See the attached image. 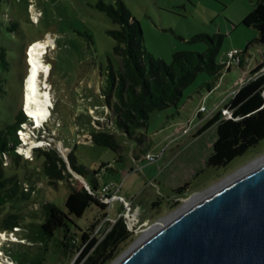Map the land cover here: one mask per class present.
Wrapping results in <instances>:
<instances>
[{
    "label": "rangeland",
    "instance_id": "obj_1",
    "mask_svg": "<svg viewBox=\"0 0 264 264\" xmlns=\"http://www.w3.org/2000/svg\"><path fill=\"white\" fill-rule=\"evenodd\" d=\"M100 1L116 5L119 0H3L4 16L7 19H1L4 22L0 25L2 28L0 46L7 50L11 68L9 71L5 70L0 63V129L14 122L20 108L24 113L25 87L31 69L27 56L29 45L36 40H45L51 35L56 47L51 49L49 46L48 52L42 57V60L51 66L41 75V88L50 93L51 97L50 115L44 123L47 124L46 131L41 130L42 126L35 127L37 123L35 125L33 123V131L25 129L24 142L18 147L20 160L13 162L10 157L4 159L6 174L19 175L22 188L28 193V197L24 200H13L0 207V264H17L10 257L15 251L25 252L30 257L44 253L41 264L74 263L75 258L72 255L69 257L61 254L51 255L55 248L54 244L51 241L47 243L41 241L38 235V225L46 211L45 203H55L64 208L65 198L70 192L68 185L70 181L48 185L47 177L40 170L41 160L34 156L39 148H57L62 158L67 160L77 142L78 146L74 151L79 163L94 170L104 162L117 170L114 173L107 172L101 177L103 182H114L118 188L121 186L109 208L103 211L91 207L82 219L77 220L78 225L87 232H90L93 224H96V229L105 228L120 215L126 217L129 222L136 223L129 238L119 245L116 260L147 234L185 209L188 202L195 200V195H206L245 169L264 161L263 140L226 167L205 168L203 160L209 156L215 141L214 127L202 137L198 136L199 142L188 150L186 148L192 145L191 142L182 145L180 159L172 169L176 173L170 171L163 176L169 181L167 176L171 173V176H174L171 180L181 186L189 182V188L182 194L163 193L158 188L159 185L155 184V181L159 180L160 167L164 165L163 155L152 163L140 162L137 165L139 172H130L133 154L139 153L143 145H150L153 147L152 151L160 155L165 149L177 144L175 139L172 140L176 127L187 122V117L201 102L197 91L201 90L206 82L215 80L206 71L199 72L195 81L183 89L177 107L170 106L164 111L156 110L149 116L148 127L144 131L146 136L144 144L119 136L121 150L118 153L105 146L91 144V136L85 129L80 130L78 136L72 129L67 130L66 127L70 125L69 114L79 112L77 104L79 100L89 107L90 117L96 122L95 130L114 133L110 129L106 113H102L101 108L92 110L90 105L102 104L99 90L109 63L115 68L119 66V56L113 49L116 42L107 33L108 29L118 28V25L112 22L106 12L97 7ZM122 2L142 27L144 47L157 59L163 58L167 64L171 62L175 51L205 52L209 46L208 41L196 39L202 34L224 36L216 55V64L228 61V52L234 49L245 53L243 66L235 59L231 61L233 69L230 73L226 68L223 69L221 81L226 84L225 89L229 88L232 91L240 87L250 76L256 62L261 59L264 44L255 41L259 33L254 27L243 23V19L255 4L252 0H122ZM35 18L37 21H34ZM14 23L18 26L9 31L8 27L11 28ZM84 34L90 35L91 38ZM226 96L230 99L232 95ZM218 98L217 94H213L205 99L204 104L206 107H212ZM52 119L58 124L61 121L62 127L58 129L62 134L53 127L55 125L52 124ZM204 120L200 119L199 125H202ZM63 122L66 125L64 127ZM34 130L37 135L34 134ZM189 138L191 141L194 140ZM183 140H186V137ZM27 149H30V154L27 153ZM121 155L125 157L119 161ZM194 166L199 169L198 173L194 172ZM76 180L83 183L82 179ZM144 187L147 189H143ZM153 202L157 204L154 205ZM9 214H17L20 222V225L13 227L12 230L3 227V220ZM37 257L42 258L41 255Z\"/></svg>",
    "mask_w": 264,
    "mask_h": 264
},
{
    "label": "trees",
    "instance_id": "obj_2",
    "mask_svg": "<svg viewBox=\"0 0 264 264\" xmlns=\"http://www.w3.org/2000/svg\"><path fill=\"white\" fill-rule=\"evenodd\" d=\"M253 9L243 19L247 26L254 27L258 31L256 42L264 44V0H252ZM97 7L106 12L112 22L118 28L107 30L110 37L115 40L114 52L119 56V66L115 68L112 63L103 74L99 96L102 104H90L92 110L101 108L106 113L107 120L114 133L110 131L95 130V120L90 117V109L77 100L79 112L69 114L70 125L67 130H73L77 136L80 130H87L91 136V144L105 146L119 153L121 145L118 137L145 143V129L148 127L149 116L156 110H166L170 106H176L182 97V91L195 81L196 75L206 71L214 77V81L205 83L197 95L204 99L218 89L217 83L221 79L226 63L216 64V55L219 53L224 36L218 34L208 36L199 35L196 39L208 41L205 52L175 51L171 62L167 64L163 58L157 59L144 47L142 27L133 17L130 10L122 0L116 5L100 1ZM5 11L3 0H0V25L3 24ZM17 23L9 28L13 31ZM2 28L0 27V33ZM91 38L90 35L84 34ZM250 46V43L248 44ZM1 47L0 63L3 69L11 68V62L7 50ZM228 58V57H227ZM240 66L244 65L245 53L235 56ZM230 61V60H228ZM1 82V79H0ZM83 106V107H82ZM82 107V108H81ZM227 108L232 112L231 116H224L222 109ZM218 109L212 118H209L198 129L196 135L201 134L211 125L216 126V139L211 146V152L204 162L205 168H223L231 161L244 155L251 147H255L264 140V49L261 59L256 62L250 76L244 81L231 100ZM182 115L180 112H177ZM64 123V122H63ZM52 124L56 131L62 127L61 121ZM32 120L27 117L20 108L17 111L14 122L0 129V207L13 200H24L28 193L24 192L18 174L7 175L5 172L6 157L13 162L21 158L18 147L22 141L18 135L20 129L33 131ZM47 124L42 125V131H46ZM66 126L65 123L63 127ZM40 133V132H39ZM34 134H36L34 130ZM62 134V133H61ZM40 139V138H38ZM78 143L75 142L74 148ZM72 148L67 160L62 158L57 148L37 149L34 156L41 160L42 173L48 179V185L57 182H69L70 192L65 198L64 208L55 203H45V214L38 225V235L45 243L51 241L54 249L50 253L64 257L73 256V264H109L118 256L119 245L131 235V228L124 216H119L110 222L105 228L96 229L93 224L90 232L83 230L77 220L82 219L89 208H98L106 211L107 203L100 200L102 185L113 183L110 187L108 198L120 187L114 182H103L101 177L107 173H114L115 168L102 162L98 169H90L89 166L77 161L76 152ZM153 147L146 144L140 148L139 153L133 154L132 163L139 165L146 162L147 154H151ZM122 156V157H121ZM122 161L124 155H121ZM82 179L80 183L76 178ZM75 181V183H71ZM190 183H184L180 188L174 189L176 194H182L189 188ZM156 205V202H153ZM20 225L17 214H9L3 220V227L12 230ZM93 231V232H91ZM45 250V249H44ZM46 251V250H45ZM44 253L30 257L27 253L14 252L10 255L17 264H41ZM42 256L38 258L37 256ZM75 256V257H74Z\"/></svg>",
    "mask_w": 264,
    "mask_h": 264
},
{
    "label": "water",
    "instance_id": "obj_3",
    "mask_svg": "<svg viewBox=\"0 0 264 264\" xmlns=\"http://www.w3.org/2000/svg\"><path fill=\"white\" fill-rule=\"evenodd\" d=\"M112 264H264V163L202 196Z\"/></svg>",
    "mask_w": 264,
    "mask_h": 264
},
{
    "label": "bare ground",
    "instance_id": "obj_4",
    "mask_svg": "<svg viewBox=\"0 0 264 264\" xmlns=\"http://www.w3.org/2000/svg\"><path fill=\"white\" fill-rule=\"evenodd\" d=\"M34 21H37L36 18ZM55 45H56L55 40L52 38L51 35H48L45 40L42 41L36 40L29 45V54H27V56H28V63L31 69L29 70L27 75L24 107L26 109L27 115L33 120L34 125L35 123H37L35 127L42 126V123L50 115L49 103L51 97H50V93H48L47 91L41 88V75L43 72L48 71L51 68V66L49 63H45L42 60V57L48 52L49 46L51 47V49H55L56 47ZM27 153L30 154V149H27ZM263 163L264 161L259 162L254 166H251L249 169H245L238 176L232 178V181L237 177H239L240 175L244 174L245 172L247 173L255 166ZM229 181H231V179L228 180L227 182ZM214 190L215 189H212V191ZM202 196L204 197L203 194L201 196L199 194L195 195V200H193L192 202H188L187 203L188 206H190L192 203L197 201L196 199L199 200Z\"/></svg>",
    "mask_w": 264,
    "mask_h": 264
},
{
    "label": "crops",
    "instance_id": "obj_5",
    "mask_svg": "<svg viewBox=\"0 0 264 264\" xmlns=\"http://www.w3.org/2000/svg\"><path fill=\"white\" fill-rule=\"evenodd\" d=\"M233 65L231 64V66L229 67V70L227 71V72H231V70L233 69V67H232ZM228 74V73H227ZM226 76V75H225ZM225 87H227L226 86V84H224V81H221V84H220V86L218 87V89H216L211 95H213V94H217L218 96H219V98L218 99H216V101H215V103H213L212 104V107H208V110H211V109H213L217 104H219V103H222V101L223 100H225V103L223 104V106L225 105V104H227L230 100H231V98H232V96H231V98L229 99V98H227V96H226V94L227 95H229L230 94V92H231V90L229 89V88H226L225 89ZM205 93V90H201V95L202 94H204ZM229 93V94H228ZM201 95L199 96V98H200V103H199V105L193 110V112H195L196 110H197V108L203 103V98L201 97ZM210 95V96H211ZM205 102V101H204ZM177 105V104H176ZM216 113V111L214 112V114ZM199 119H201V121L203 120V119H205L204 120V122L202 123V125L205 123V121H207L209 118H207L206 119V113H201L200 114V117H199ZM201 125V126H202ZM216 128V126L215 125H211L210 127H208L206 130H204V131H202L201 132V134H199V135H194V137H191V136H189V135H184L183 137H181V138H178V139H175L177 142V144L176 145H172L170 148H167V149H165L164 150V153H163V163H164V165L163 166H161L160 167V171H159V175H158V178H159V180H158V182L157 181H155V184L158 186L159 185V189H161V191L163 192V193H169V194H175V195H177L176 193H175V191H174V189H177V188H180L181 187V185L180 184H177V183H175L174 181H172L171 179L174 177V176H171V173L169 174V176H167V178L169 179V181L168 180H166L165 178H163V176L164 175H166V173H168V172H175L176 173V171L175 170H172L173 168H174V165L178 162V159H180V156L181 155H179V153H180V151L182 150V148H181V146L182 145H185L186 143H189V142H191L192 143V145H189V147H187L186 148V150H188L189 148H191L192 146H194V145H196L198 142H199V137L201 136H203L204 134H206L207 132H209L210 131V129H212V128ZM217 132V131H216ZM216 132H215V139H216ZM199 136V137H198ZM186 137V140H183L184 138ZM188 137V138H187ZM189 137H191V138H194V140L193 141H191L190 140V138ZM215 142V141H214ZM181 148V149H180ZM152 153H154V154H156L155 152H153L152 151ZM208 158V157H207ZM207 158L205 159V160H207ZM205 160H203V164H204V162H205ZM204 166V165H203ZM197 166H194L193 168H195L194 169V172H199V169H197L196 168ZM131 171L130 172H139L138 170H137V164H133L132 163V165H131ZM157 182V183H156ZM155 185V186H156ZM180 186V187H179ZM120 188H121V186H120ZM143 189H147V187H144ZM134 197H137V196H134ZM133 197V198H134ZM132 197H131V199H133Z\"/></svg>",
    "mask_w": 264,
    "mask_h": 264
},
{
    "label": "built area",
    "instance_id": "obj_6",
    "mask_svg": "<svg viewBox=\"0 0 264 264\" xmlns=\"http://www.w3.org/2000/svg\"><path fill=\"white\" fill-rule=\"evenodd\" d=\"M30 7H31V5H30ZM27 54H29V50H28V52H27ZM239 54H241L240 52H238V50H236V49H234V50H232V51H229L228 52V59L230 60V61H227V63H226V66H227V68L228 67H230L231 66V61L233 60V58L235 57V56H238ZM220 84H221V79L218 81V83H217V87H219L220 86ZM241 87V86H240ZM240 87H238L236 90L234 89V90H232L231 92H230V95H234V94H236V92H237V90H239V88ZM210 96V93L209 94H207V95H205V97H204V99H203V103L197 108V110L195 111V112H193V113H191L188 117H187V122H185V123H183L182 125H180L179 127H176V131H174V133L175 134H173V135H175L173 138H172V140L173 139H178V138H181V137H183L184 135H189V136H191V137H194V135H196V132L198 131V129L201 127V125H199V123L200 122H198L200 119H199V117H200V114L201 113H206V119L207 118H212L213 117V115H214V112L215 111H217L218 109H222L223 108V104L225 103V100H223L222 101V103H219V104H217L213 109H211V110H208V107H206V105L204 104L205 102V99H207L208 97ZM25 108V107H24ZM24 113L26 114V116L27 117H29L28 115H27V113H26V109H24ZM222 113H223V115L224 116H231L232 115V112L229 110V109H227V108H223L222 109ZM30 118V117H29ZM31 119V118H30ZM32 120V119H31ZM47 121V119L42 123V125L45 123ZM32 123H33V120H32ZM26 131H25V129H19L18 130V135H19V137H20V140L22 141V142H24L23 140H24V136H23V134L25 133ZM172 135V136H173ZM171 136V137H172ZM163 153H164V151L163 152H161V154L160 155H158V154H154V153H151V154H147V156H146V162L147 163H152V162H155L158 158H160L162 155H163ZM137 170L139 171V168L137 167ZM111 185H113V183H109V184H106V185H102V187H101V191H100V200H102L104 203H107L108 205H110V202H112L113 201V199L115 198V197H117V195H116V191L118 190H116L109 198L107 197L108 195H109V191H110V187H111ZM123 199V198H122ZM125 203H127L126 201H125ZM120 216H122V215H120ZM126 218V217H125ZM127 219V218H126ZM128 220V219H127ZM129 222V221H128ZM135 225H136V223L135 222H133V223H131V222H129V226H130V228H131V230L135 227Z\"/></svg>",
    "mask_w": 264,
    "mask_h": 264
}]
</instances>
